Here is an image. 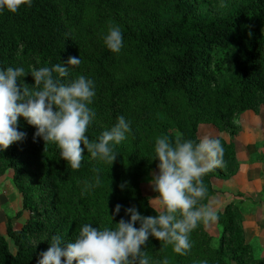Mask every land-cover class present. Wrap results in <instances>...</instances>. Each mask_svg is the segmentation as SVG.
I'll use <instances>...</instances> for the list:
<instances>
[{
    "label": "trees",
    "instance_id": "16d2710c",
    "mask_svg": "<svg viewBox=\"0 0 264 264\" xmlns=\"http://www.w3.org/2000/svg\"><path fill=\"white\" fill-rule=\"evenodd\" d=\"M201 2L32 0L17 13L0 12V68L22 66L26 75L20 79L31 87L34 80L28 73L34 68L80 56L69 79L84 75L95 84L90 107L96 119L85 133L89 141L96 142L120 115L131 121L126 139L114 147L118 156L112 164L91 158L85 149L80 168L71 169L55 144L38 137L34 141L35 128L18 118V130L26 136L0 152V179L13 171L23 203L6 220L17 250L13 253L0 233V264H36L53 235L70 242L85 223L113 227L112 222L129 219L124 215L128 207L154 216L159 211L140 187L157 169L155 139L164 135L170 141L198 142L202 125L224 132L231 119L257 114L264 106V0H236L224 17L201 14ZM110 26L123 34L118 54L103 44ZM219 140L226 162L222 169L234 174L235 146ZM221 172L217 168L202 177L207 193L201 204L208 205L217 195L213 180ZM117 204L121 211L111 222ZM25 215L23 227L16 228L14 221ZM237 215L228 209L219 214L220 223L228 219L219 246L200 224L190 234L188 254L179 255L172 245L152 237L144 252L152 264L165 258L168 264H264V256L253 257Z\"/></svg>",
    "mask_w": 264,
    "mask_h": 264
},
{
    "label": "clouds",
    "instance_id": "9594fccd",
    "mask_svg": "<svg viewBox=\"0 0 264 264\" xmlns=\"http://www.w3.org/2000/svg\"><path fill=\"white\" fill-rule=\"evenodd\" d=\"M31 3L32 0H0V12L17 13ZM102 39L110 52L120 53L124 38L118 26H110ZM80 63V56L69 57L66 62L34 68L28 73L34 80L31 87L20 79L26 75L22 66L0 68V152L25 139L26 133L18 130V118H23L35 128L34 141L38 137L45 144H55L59 157L71 169L80 168L85 149L91 158L112 164L118 156L114 147L126 139L131 121L120 115L96 142L89 141L85 133L96 119L90 107L95 84L84 75L69 79ZM153 151L158 171L149 180L155 193L150 200L158 213L152 208L154 216H143L132 206L124 209L129 219L122 217L113 223L122 207L117 204L110 216L113 227L85 223L70 242L53 235L36 264H152L143 247L149 237L172 245L173 252L179 255L188 254L193 230L218 219L209 205L200 203L207 193L202 177L225 166L224 148L219 139L210 136L197 142L180 138L170 141L161 135L155 139ZM99 179L97 175L95 183ZM126 183L120 187L123 189ZM160 264H168L167 258Z\"/></svg>",
    "mask_w": 264,
    "mask_h": 264
},
{
    "label": "rangeland",
    "instance_id": "374dc122",
    "mask_svg": "<svg viewBox=\"0 0 264 264\" xmlns=\"http://www.w3.org/2000/svg\"><path fill=\"white\" fill-rule=\"evenodd\" d=\"M222 0H202L198 9L201 14L212 17H224L231 12V5ZM210 136L223 140L226 144L238 143L237 159L238 168L234 174H230L229 169L221 170V176L213 180V185L217 195L208 204L219 216L228 209L231 213H236V221L246 236L247 244L252 248L255 258L264 256V106L259 112H245L229 122L226 131L220 132L211 125H202L199 129V139ZM158 169L151 171L141 181V190L149 199L155 193L149 184L152 174ZM33 172V171H32ZM32 178V174L26 180ZM151 202V200H150ZM22 195L13 182V171L9 170L0 179V233L6 237L10 249L16 252V247L7 235L6 219L22 209ZM157 211L158 208L152 204ZM27 215L23 219L15 220L16 228L23 227ZM228 219L219 222L217 219L209 224H204L213 237L214 245H220V238L224 231ZM235 264V262H232Z\"/></svg>",
    "mask_w": 264,
    "mask_h": 264
},
{
    "label": "crops",
    "instance_id": "0c3cea01",
    "mask_svg": "<svg viewBox=\"0 0 264 264\" xmlns=\"http://www.w3.org/2000/svg\"><path fill=\"white\" fill-rule=\"evenodd\" d=\"M234 146H235V151H236V155H237V149H238V143H234ZM237 159H239V156H237ZM238 164L239 165H241L240 163H239V161H238ZM7 220V219H6ZM245 238H246V236H245ZM246 241H247V239H246ZM248 245H249V243H248ZM263 257V256H262ZM261 257V258H262ZM255 258V257H254ZM255 259H260V258H255Z\"/></svg>",
    "mask_w": 264,
    "mask_h": 264
}]
</instances>
